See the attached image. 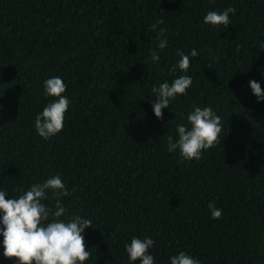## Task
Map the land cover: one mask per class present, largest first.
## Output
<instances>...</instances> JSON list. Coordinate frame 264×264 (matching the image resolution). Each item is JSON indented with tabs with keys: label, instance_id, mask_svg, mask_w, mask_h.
<instances>
[{
	"label": "trees",
	"instance_id": "trees-1",
	"mask_svg": "<svg viewBox=\"0 0 264 264\" xmlns=\"http://www.w3.org/2000/svg\"><path fill=\"white\" fill-rule=\"evenodd\" d=\"M228 6V26L203 22ZM157 19L168 45L154 64ZM262 45L264 0H0V188L16 197L59 174L69 213L92 221L85 264H127L124 244L145 235L156 264L178 251L201 264H264V101L249 86L264 90ZM193 48L187 73H170ZM181 74L191 87L157 118L150 89ZM51 76L71 103L44 140L34 119L53 99L43 93ZM194 105L221 117L222 142L184 160L167 137Z\"/></svg>",
	"mask_w": 264,
	"mask_h": 264
},
{
	"label": "clouds",
	"instance_id": "clouds-1",
	"mask_svg": "<svg viewBox=\"0 0 264 264\" xmlns=\"http://www.w3.org/2000/svg\"><path fill=\"white\" fill-rule=\"evenodd\" d=\"M235 8L228 6L222 11L209 10L203 16V22L212 27L229 25V14H235ZM162 19L150 25L157 33L156 50L150 52L152 63L160 60V51L167 47L166 37L161 38L164 28ZM264 49V45L261 46ZM197 51L191 49L188 54L180 53L176 65L170 69L174 72L178 67L187 73L190 57ZM192 77L181 74L171 82L164 80L153 85L150 93L155 99L151 102L152 110L157 118L163 117V109L168 108L179 95L186 94L191 87ZM249 86L258 102L264 101V90L260 82L250 80ZM66 84L60 76H51L43 81L45 97H53L39 111L34 119L36 133L44 140L56 136L64 127L65 113L71 101L65 93ZM183 115V114H182ZM187 123H178L175 127V138L167 137V151L178 153L184 160H199L203 151L221 143V117L211 106H193L186 115ZM71 191H75L72 189ZM70 190L59 174L51 175L40 182L31 184L27 190L16 197L8 196L7 190L0 188V247L5 258H16L13 264H85L91 251L85 242V230L92 226V221L79 214H70L61 197H68ZM7 197V198H6ZM54 198V206L45 201ZM213 220L222 217V209L214 201L207 204ZM151 236L143 238L132 236L130 242L124 244L127 253V264H156L154 255L149 249L154 246ZM169 264H201V261L185 251L170 255Z\"/></svg>",
	"mask_w": 264,
	"mask_h": 264
}]
</instances>
